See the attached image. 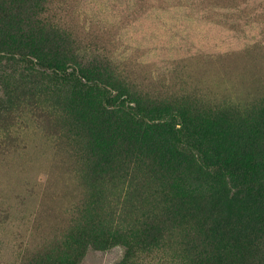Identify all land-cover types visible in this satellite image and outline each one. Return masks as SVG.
<instances>
[{
	"label": "rangeland",
	"instance_id": "374dc122",
	"mask_svg": "<svg viewBox=\"0 0 264 264\" xmlns=\"http://www.w3.org/2000/svg\"><path fill=\"white\" fill-rule=\"evenodd\" d=\"M35 1L21 5L27 31L107 76L113 86L105 96L127 91L142 102L246 117L264 104V0ZM0 6L15 7L12 0ZM84 99L73 84L0 63V264H46L100 188L99 205L115 225L137 224L142 215L160 223L163 238L142 244L137 264H185L200 253L264 264V219L252 220L256 203L239 194L223 201L227 184L207 183L211 201L178 224L164 212L170 202L159 172L141 164L99 168ZM115 111L111 124L124 118ZM124 251L87 248L82 264H117Z\"/></svg>",
	"mask_w": 264,
	"mask_h": 264
},
{
	"label": "trees",
	"instance_id": "16d2710c",
	"mask_svg": "<svg viewBox=\"0 0 264 264\" xmlns=\"http://www.w3.org/2000/svg\"><path fill=\"white\" fill-rule=\"evenodd\" d=\"M12 1L14 8L0 6V63L22 65L32 73L46 74L54 83L73 84L85 94L83 116L99 168L126 171L141 164L159 172L161 194L165 203L170 202L164 212L178 224L211 201L214 193L206 188L207 183L223 189L227 184L225 192H219L223 201L239 194L243 202L256 203L257 215L252 220L264 219V104L256 115L246 117L211 115L169 101L142 102L127 91L122 98L105 96L104 91L113 86L107 76L58 56L51 50V40L30 35L21 7L29 0ZM20 17L26 22L19 21ZM119 108L124 118L111 124L107 117ZM229 188L234 190L230 194ZM102 192L101 188L94 191L95 201L84 208L81 219L65 236L63 249L47 255L46 264H82L85 249L109 245L125 248L117 264H137L141 245L151 248L163 238L160 223L150 215H142L137 224L115 225L107 208L99 205ZM220 263L230 264L224 257L209 261L200 253L185 264Z\"/></svg>",
	"mask_w": 264,
	"mask_h": 264
}]
</instances>
